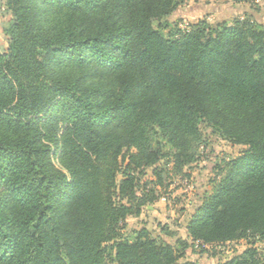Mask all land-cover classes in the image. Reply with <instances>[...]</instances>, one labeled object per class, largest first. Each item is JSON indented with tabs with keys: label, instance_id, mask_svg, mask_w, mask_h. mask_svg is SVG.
Instances as JSON below:
<instances>
[{
	"label": "trees",
	"instance_id": "16d2710c",
	"mask_svg": "<svg viewBox=\"0 0 264 264\" xmlns=\"http://www.w3.org/2000/svg\"><path fill=\"white\" fill-rule=\"evenodd\" d=\"M177 3L4 0L0 264H199L122 222L166 155L155 136L181 168L201 120L245 148L199 197L187 239L264 242V30L243 18L164 35L153 20ZM216 264L260 262L250 246Z\"/></svg>",
	"mask_w": 264,
	"mask_h": 264
},
{
	"label": "rangeland",
	"instance_id": "374dc122",
	"mask_svg": "<svg viewBox=\"0 0 264 264\" xmlns=\"http://www.w3.org/2000/svg\"><path fill=\"white\" fill-rule=\"evenodd\" d=\"M172 13L153 20L154 28L162 34L176 32L190 25L205 21L209 27L215 28L223 23L230 24L235 19L247 18L264 30V0H248L235 3L232 0H177ZM4 0H0V51L8 46V37L3 31L5 23L11 18ZM201 138L191 143L192 160L181 168L174 166L173 149L164 142L159 134L155 139L163 142L162 156L153 166L148 167L140 175L137 193L142 195L145 204L139 215L128 216L122 222V234L132 238L140 228L149 230V234L157 242L172 243L185 260L199 264H216L240 254L246 248L256 249L260 264H264V242L258 240L238 239L220 244L205 245L190 241L186 235V223L189 215L199 201V197L207 195L220 177L224 161L239 155L245 148L233 144L224 138L204 120L199 122ZM155 169V171L153 170ZM181 241H186L183 248ZM112 259V254L110 256ZM111 264H115L111 261Z\"/></svg>",
	"mask_w": 264,
	"mask_h": 264
}]
</instances>
